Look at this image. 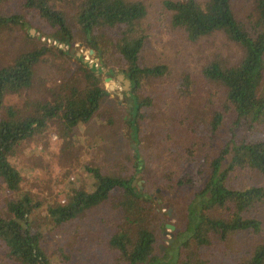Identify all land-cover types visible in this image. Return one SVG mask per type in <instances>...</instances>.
<instances>
[{"label":"trees","instance_id":"trees-1","mask_svg":"<svg viewBox=\"0 0 264 264\" xmlns=\"http://www.w3.org/2000/svg\"><path fill=\"white\" fill-rule=\"evenodd\" d=\"M23 5L53 29L50 37L54 43L68 48L54 46L51 51L49 47L35 46L17 54L11 64L1 66L0 104L5 95L31 85L35 65L49 51L74 56L79 66L76 79L61 83L51 100H25L21 109L9 106L0 118V181L13 194L6 201L3 214L0 213V245L18 264H54L42 246L44 233L36 224L34 214L40 202L28 192H19L21 173L9 158L22 141L43 133L49 120L59 118L64 129L71 131L94 115L108 93L101 84L102 67L107 63L100 44L104 36L97 34L98 30H121L114 47L119 68L130 81V91L123 94L132 104L125 122L134 143L139 141L137 118L142 108L151 104L150 97L139 99L136 91L148 79L166 75L168 67L140 62L144 35L139 21L146 15V7L140 0H79L76 10L79 33L88 49L103 60L100 66L71 53L73 33L62 11L47 0H24ZM161 5L170 12L171 25L183 29L191 40L222 31L241 51L232 65L216 56L202 69L208 81L221 84L226 90L223 110L232 112V131L210 161L201 188L187 202L184 228L177 232L166 252L155 253L156 237L149 227V207L145 205L153 196L136 190L132 177L105 174L91 165L83 166L86 173L83 185H74L62 203L48 205L46 217L52 226L65 224L120 191L114 206L120 211V223L107 240L115 253L112 264H204L199 249L214 238L232 249L236 264H264V224L257 217L246 215L264 203V187L233 184L239 172L264 177V0H253L247 20L238 18L233 0H162ZM24 25L19 15L0 13V34ZM28 36L33 37L29 33ZM106 74L112 76L113 70L109 68ZM222 120L221 111L212 115L210 136ZM143 161L135 150L134 173L141 170ZM187 173L180 176L178 184L190 182Z\"/></svg>","mask_w":264,"mask_h":264},{"label":"rangeland","instance_id":"rangeland-1","mask_svg":"<svg viewBox=\"0 0 264 264\" xmlns=\"http://www.w3.org/2000/svg\"><path fill=\"white\" fill-rule=\"evenodd\" d=\"M47 1L63 12L72 30L71 53L100 66L103 60L88 49L79 33L76 21L79 0ZM140 1L146 7V15L139 21L144 35L140 62L165 64L168 72L148 79L136 91L139 99L151 98V104L144 106L142 115L137 118L138 143L132 141L125 122L132 104L124 99L123 93H128L131 87L127 89L122 82L125 77L114 47L121 30L103 28L97 34L104 36L100 44L107 64L102 67L101 84L108 93L94 115L71 131L64 129L59 118L49 120L43 133L22 141L9 158L21 173L19 192H28L40 202L34 214L36 224L44 233L42 246L54 264H112L115 258L107 240L120 223V211L114 207L120 191L65 224L52 226L46 217L48 205L62 203L74 185H83L86 176L83 166H96L105 174L132 177L136 190L153 196L145 205L149 207V227L156 237L155 253L162 254L184 228L187 202L201 188L210 161L231 136L232 112L223 110L226 90L221 84L208 81L202 69L216 56L226 65H232L241 56L239 46L222 31L191 40L183 29L171 25L170 12L162 8V0ZM252 2L233 0L238 18L247 20ZM23 3L24 0H0V13L19 15L25 21L22 28L14 26L0 34V67L11 64L17 54L35 46L49 47L51 51L55 50L54 46L68 48L54 43L50 37L53 29ZM78 66L79 61L74 56L45 53L34 67L31 85L4 96L0 118L9 106L21 109L25 100H51L61 83L76 79ZM109 68L113 70L112 76L106 74ZM217 111L223 113V120L210 136L209 122ZM135 150L144 161L141 170L134 173ZM186 172L190 182L178 184L177 180ZM236 177L235 186L264 187L261 175L239 172ZM12 197L0 181L1 214L6 201ZM246 215L255 216L264 224V203L253 207ZM199 256L204 264L237 263L232 249L216 238L199 249ZM0 264H18L6 255L1 245Z\"/></svg>","mask_w":264,"mask_h":264},{"label":"water","instance_id":"water-1","mask_svg":"<svg viewBox=\"0 0 264 264\" xmlns=\"http://www.w3.org/2000/svg\"><path fill=\"white\" fill-rule=\"evenodd\" d=\"M92 51V50H91ZM90 51V52H91ZM123 77V76H122ZM106 80H110V78H107ZM122 82H123V84H124V86H126V88L128 89L129 88V85H130V81L127 79V78H124V79H122ZM168 228H173L172 226H167Z\"/></svg>","mask_w":264,"mask_h":264}]
</instances>
